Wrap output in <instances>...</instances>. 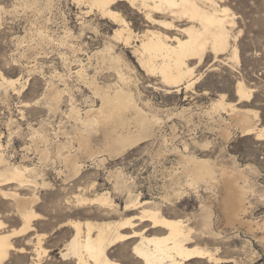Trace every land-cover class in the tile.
Here are the masks:
<instances>
[{
	"label": "rangeland",
	"instance_id": "374dc122",
	"mask_svg": "<svg viewBox=\"0 0 264 264\" xmlns=\"http://www.w3.org/2000/svg\"><path fill=\"white\" fill-rule=\"evenodd\" d=\"M214 2L226 8L235 23L229 44L236 46L239 61L232 59L231 50L216 58L208 53L200 64L187 62L194 68L192 85L185 81L168 87L141 67L136 52L146 29H160L144 23L143 16L128 4L119 3L116 8L131 31L132 44L125 47L113 37L116 26L95 13L87 14L76 0H0V83L2 79L15 82L13 87L0 86V144L10 164L34 171L35 183L16 191L24 198L36 196L32 208L38 215L28 236L31 243L13 240L26 253H11L2 264H73L63 260L60 252L73 233L71 223L118 222L137 213L123 211L129 198L136 196L160 204L168 219H188L190 227L203 235L194 244L213 254L217 264H264V137L256 136L264 129V0ZM206 7L212 9L209 4ZM174 25L186 28L189 24ZM238 83L251 91L250 99L238 100ZM97 85L109 92L128 90L147 116L155 115L159 121L153 137L111 156L104 150L105 132L85 128L94 152L89 157L85 145L76 141L82 127L70 109H77L83 119L85 112L98 108L100 101L93 96ZM55 94L58 104L51 101ZM220 100L247 114L254 133L242 136L228 109L229 113L215 110L212 105ZM224 130L230 134L228 139ZM66 155H73L80 166L74 175L62 162ZM182 156L208 161L217 176L224 169L236 178L241 171L243 178L236 183L249 187L245 219L252 230L238 225L239 229L230 230L219 208L222 194L186 189ZM2 189L13 191L15 186ZM101 194L108 195L117 211L76 202L77 196L92 200ZM208 198L213 202L210 229L221 232L220 239L202 222L201 202ZM0 221L6 226L3 233L22 224L14 203L1 196ZM37 239L41 240L39 256ZM109 252L122 264H135L130 246H116ZM186 264L216 261L195 259Z\"/></svg>",
	"mask_w": 264,
	"mask_h": 264
},
{
	"label": "bare ground",
	"instance_id": "6f19581e",
	"mask_svg": "<svg viewBox=\"0 0 264 264\" xmlns=\"http://www.w3.org/2000/svg\"><path fill=\"white\" fill-rule=\"evenodd\" d=\"M76 1L85 7L87 14L95 13L116 26L117 30L114 31L113 37L125 47H130L132 37L127 24L116 11L119 3L124 2L130 8L137 10L143 16L144 23L159 27L160 31L146 29L142 33L139 38L140 45L137 47L136 52L139 54L138 61L141 67L148 71V74L158 75L161 84L164 83L168 87L177 86V84L185 83V81L188 87L192 85L191 75L194 68L188 67L187 62L195 60L200 64L208 53L214 54V58H216L218 54L231 50L232 59L236 62L239 61L236 46H230L229 44V31L235 23L233 19L228 17V10L217 6L214 0ZM207 4L212 9L207 8ZM175 22H186L189 25L186 28H179L174 25ZM171 32L174 33L170 34ZM118 77L120 81H124L121 74H118ZM5 84L13 87L15 82L2 79L0 86ZM111 92L107 91V87L94 86L93 96L100 101L99 107L92 110L88 109L89 111L85 112L83 119H80L77 109H70V114L75 117L74 120L82 127L81 130L78 128L79 136L76 137V141L78 140V144L82 143V145H85L88 149L89 157L94 155V152L89 149L90 142L88 135H86L87 133H85V128L95 132L98 129L105 132L104 150L112 156L116 153L119 154L120 151L127 147L141 143L146 138L153 137L154 124L156 125L159 121L155 115L147 116L138 107L139 105L135 101L136 98L134 99L128 90L125 91L123 88H118L113 89ZM236 96H238L239 101L245 98L250 99L251 91H248L243 84L238 83ZM51 101L58 104V94L53 95ZM212 106L218 111H229V116L234 119V126L242 136L254 133V128L250 124L251 120H249L248 115L237 112L234 105L220 100ZM129 115L132 118H128L127 116ZM255 116L257 115L255 114ZM130 125H133L135 129L131 130ZM223 135L226 139L230 136L227 130L223 131ZM256 136L257 138L264 137V129ZM60 146L62 149L66 148L64 144ZM81 148L83 149V147ZM72 156H64L62 162L74 175L79 171L80 166L75 161L76 159L73 158L74 156ZM6 159L0 144V196L14 203L16 214L22 224L16 230L12 229L7 233H3L1 230L4 229L5 225L0 221V264L11 253H26L24 248L17 249L13 244V240L22 239L25 244L31 243V237L28 236L34 230L33 223L38 220V215L32 208V205L37 200L36 196L24 198L16 191L18 188L27 187L29 183H35V181L31 180L35 176L34 171L24 166L10 164ZM182 164L184 165L183 174L186 179H184L186 189L193 190L196 194L200 188L206 193L217 194L218 197L222 194L219 208L224 213V218L230 230L239 229L237 225L248 226L251 229L250 220L248 222L245 219L249 211L245 203V196L249 192V187L246 184L241 186L236 183L240 178H243L241 171L236 170L237 177L235 178L236 174L233 176L232 174H227L224 169H219L221 173H218L219 176H217L208 161L198 160L191 156H182ZM10 185L15 186L13 191H4L2 189V187ZM166 200L168 201L169 199ZM76 202L78 205L95 204L104 211H117L116 206L107 194H101L92 200L77 196ZM168 202L169 205H172V201L169 200ZM212 205L213 202L209 198L206 202H201V207L204 211L202 222H204V227L211 235L220 239L221 232H215L210 229L212 228L213 217ZM123 211H136L137 213L114 223L100 225H94L89 222L83 224L78 222L71 223L70 227L73 233L63 250L60 251L62 259L72 260L73 264H122L120 261L113 259L109 251L116 246H130V252L135 264H186L195 259L207 260L208 263L215 260L217 264L218 260L214 259L213 254L211 255L210 252L194 244L196 239L202 238L203 235L198 234L190 227L188 219H168L160 204L141 201L137 196L129 198ZM40 242L41 240L37 239L35 243L36 256L41 254ZM42 252L45 253V251Z\"/></svg>",
	"mask_w": 264,
	"mask_h": 264
}]
</instances>
